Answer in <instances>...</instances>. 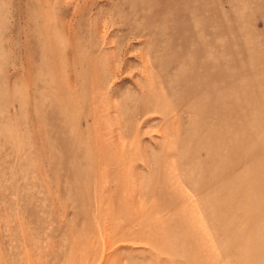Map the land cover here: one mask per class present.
Masks as SVG:
<instances>
[{
    "label": "rangeland",
    "instance_id": "1",
    "mask_svg": "<svg viewBox=\"0 0 264 264\" xmlns=\"http://www.w3.org/2000/svg\"><path fill=\"white\" fill-rule=\"evenodd\" d=\"M0 264H264V0H0Z\"/></svg>",
    "mask_w": 264,
    "mask_h": 264
}]
</instances>
